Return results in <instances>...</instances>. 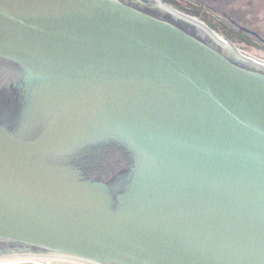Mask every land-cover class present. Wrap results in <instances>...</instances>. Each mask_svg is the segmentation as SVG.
<instances>
[{
	"label": "water",
	"instance_id": "obj_1",
	"mask_svg": "<svg viewBox=\"0 0 264 264\" xmlns=\"http://www.w3.org/2000/svg\"><path fill=\"white\" fill-rule=\"evenodd\" d=\"M264 264V64L158 0H0V259Z\"/></svg>",
	"mask_w": 264,
	"mask_h": 264
},
{
	"label": "rangeland",
	"instance_id": "obj_2",
	"mask_svg": "<svg viewBox=\"0 0 264 264\" xmlns=\"http://www.w3.org/2000/svg\"><path fill=\"white\" fill-rule=\"evenodd\" d=\"M197 19L243 56L264 63V0H160Z\"/></svg>",
	"mask_w": 264,
	"mask_h": 264
},
{
	"label": "bare ground",
	"instance_id": "obj_3",
	"mask_svg": "<svg viewBox=\"0 0 264 264\" xmlns=\"http://www.w3.org/2000/svg\"><path fill=\"white\" fill-rule=\"evenodd\" d=\"M158 1H159V3H160L162 6H164L166 9L170 10L171 12H173V13H175V14L181 16V17H184V18H186V19H188V20H190V21H193V22H195V23L201 25L202 27H204L205 29H207L209 32H211V34H212V35H213L218 41H226V42H228V43L231 45L232 49H233V50H234V51H235L240 57H242V58H244V59L250 61L251 63H255V64H264L263 62L255 61V60H253L252 58H247V57L243 56L242 54H240V52H239V51H238V50H237V49H236V48H235V47H234L229 41H227V40H225L224 38H222L221 36L217 35L214 31L210 30L207 26H205L203 23H201V22L198 21L197 19L192 18V17H189V16H186V15H183V14H179L178 12H176V11L172 10L171 8L167 7L166 5L162 4V2H161L160 0H158ZM11 258H12V257H8L6 260L11 259ZM0 260H5V259H0Z\"/></svg>",
	"mask_w": 264,
	"mask_h": 264
},
{
	"label": "built area",
	"instance_id": "obj_4",
	"mask_svg": "<svg viewBox=\"0 0 264 264\" xmlns=\"http://www.w3.org/2000/svg\"><path fill=\"white\" fill-rule=\"evenodd\" d=\"M0 264H51L27 259L11 258L8 260H0Z\"/></svg>",
	"mask_w": 264,
	"mask_h": 264
}]
</instances>
